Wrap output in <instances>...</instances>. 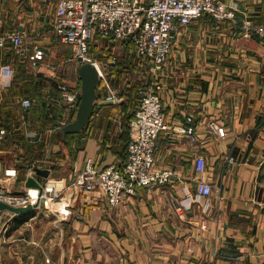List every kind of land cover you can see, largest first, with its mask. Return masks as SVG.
<instances>
[{
	"label": "crops",
	"instance_id": "0c3cea01",
	"mask_svg": "<svg viewBox=\"0 0 264 264\" xmlns=\"http://www.w3.org/2000/svg\"><path fill=\"white\" fill-rule=\"evenodd\" d=\"M220 1L236 21L192 20L177 33L161 77L170 128L157 140L155 166L172 169V180L151 192L138 188L113 208L101 187L87 194L72 185L88 158L101 170L125 161L131 109L98 102L87 128L63 140L59 86L79 93L81 79L71 46L51 29L58 0H0V36L26 32L45 52L33 67L11 45L0 46V121L8 129L0 186L11 193L68 188L76 197L64 216L1 210L0 264H264V38L242 34L245 20L264 22V0ZM120 46L127 48L99 39L92 53L122 93L125 72L109 57ZM201 180L212 184L209 195L199 193Z\"/></svg>",
	"mask_w": 264,
	"mask_h": 264
},
{
	"label": "built area",
	"instance_id": "2783aa9c",
	"mask_svg": "<svg viewBox=\"0 0 264 264\" xmlns=\"http://www.w3.org/2000/svg\"><path fill=\"white\" fill-rule=\"evenodd\" d=\"M203 14L217 20L236 21L233 10L220 0H58L51 29L64 44L71 46L73 56L80 64L91 62L97 66L101 75L97 103L120 104L123 101L121 90L113 85L106 65H102L92 53L97 38L114 40L131 48L139 60L138 69L142 76L139 101L129 124L130 140L125 161L101 170L93 158H88L84 169L76 174L72 185L74 191L89 194L101 187L110 206L115 208L126 198L134 196L138 188L151 192L156 186L172 180V169H157L155 166L157 140L170 128L161 97L164 88L161 77L177 33ZM242 27L243 36L264 38V22L245 20ZM7 45H11L23 59L27 58L33 67L45 58L41 47L31 46V38L26 32L12 30L2 34L0 46ZM59 88L61 94L57 100L67 112L60 126H65L77 112L78 92L67 82L61 83ZM31 104L29 98L23 100L25 107ZM188 122L186 133L193 139L197 128L191 116ZM7 134L8 129L0 121V141ZM205 168V158L198 156L196 170L203 172ZM198 189L200 194L209 195L213 186L201 180ZM67 192L68 188L46 193L30 187L22 193H11L0 186V202L18 208L31 206L33 210H47L64 216L70 213L76 200Z\"/></svg>",
	"mask_w": 264,
	"mask_h": 264
},
{
	"label": "water",
	"instance_id": "95a60500",
	"mask_svg": "<svg viewBox=\"0 0 264 264\" xmlns=\"http://www.w3.org/2000/svg\"><path fill=\"white\" fill-rule=\"evenodd\" d=\"M78 73L81 79V90L78 93V109L75 118L60 131V136L63 140H66L68 135L80 133L87 128L95 113L99 96L98 88L101 84V75L97 66L91 62L81 63L78 67ZM5 209L19 213L32 210V207L18 208L0 202V211Z\"/></svg>",
	"mask_w": 264,
	"mask_h": 264
},
{
	"label": "trees",
	"instance_id": "16d2710c",
	"mask_svg": "<svg viewBox=\"0 0 264 264\" xmlns=\"http://www.w3.org/2000/svg\"><path fill=\"white\" fill-rule=\"evenodd\" d=\"M133 47V46H132ZM108 50H110V47H107ZM110 57V56H109ZM136 60V58H135ZM128 65L129 68L128 70L126 69V71L123 69V72H125L126 78H127V84L124 87L121 96H123V104L125 105V110L126 108H130L132 109V113L127 114L124 113V119H129V122L131 120V118L134 115V111L137 108V104L139 101V90L142 87V83L137 70V63H135V61L130 60L128 61ZM122 67V66H121ZM76 113L74 114V118H75Z\"/></svg>",
	"mask_w": 264,
	"mask_h": 264
},
{
	"label": "rangeland",
	"instance_id": "374dc122",
	"mask_svg": "<svg viewBox=\"0 0 264 264\" xmlns=\"http://www.w3.org/2000/svg\"><path fill=\"white\" fill-rule=\"evenodd\" d=\"M98 39L99 38H97L95 41L97 42ZM109 55H111L110 57L117 58L116 59L117 62H119V64L122 66V68L125 71H126V69L128 70V68H129L128 61L136 58L134 53L129 52V50L127 51V48H125V47L123 48L122 46H120V48L119 47L115 48V50H113L112 52L110 51ZM134 61H135V59H134ZM131 111H132V109H131Z\"/></svg>",
	"mask_w": 264,
	"mask_h": 264
}]
</instances>
